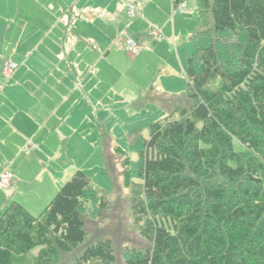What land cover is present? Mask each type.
<instances>
[{"label":"trees","instance_id":"16d2710c","mask_svg":"<svg viewBox=\"0 0 264 264\" xmlns=\"http://www.w3.org/2000/svg\"><path fill=\"white\" fill-rule=\"evenodd\" d=\"M196 1L195 29L184 41L186 91L151 85L143 101L167 114L147 136L130 132L136 158L123 171L134 225L149 247L125 264H264V0ZM98 190L77 169L38 215L7 203L0 264H59L86 241L82 209ZM114 260L112 242L100 238L70 264Z\"/></svg>","mask_w":264,"mask_h":264},{"label":"rangeland","instance_id":"374dc122","mask_svg":"<svg viewBox=\"0 0 264 264\" xmlns=\"http://www.w3.org/2000/svg\"><path fill=\"white\" fill-rule=\"evenodd\" d=\"M124 1L0 0L2 57L9 56L20 40L24 46L44 39V33L60 17L61 7L93 16L74 20L72 30L83 41H92L102 54L93 57L96 52L85 54L81 45L73 48L76 61L88 69L83 83L89 102L77 106L73 95L70 116L62 127L63 136L55 133L37 149L27 151L24 147L12 160L9 159L14 152L0 148V173L9 163L16 164L13 171L18 170L14 182L0 189V214L7 203L18 201L33 215H38L77 169L83 170L99 188L97 196L82 209L86 241L75 251L62 253L59 264H70L83 247L100 238L112 242L113 264H125L133 252L149 247L134 225L130 190L123 171L129 156L136 158L130 139L136 141L138 137L130 132L140 128L147 136V126L167 114L162 106L143 101V94L151 85L157 93L186 91L187 44L184 41L195 29L197 1L182 0L187 8L180 12L172 0H140V11L134 19L127 15ZM15 17L21 18V22ZM154 31L157 34L149 37L148 33ZM136 33H140L139 39L147 36L150 45L132 57L125 49L124 40ZM57 36L53 31L46 43ZM44 48L32 54V66L46 61L40 54ZM14 71L6 78L1 66L6 81ZM31 77L25 75L27 79ZM44 90L50 97L55 94L48 86ZM181 100L182 104L190 105L185 97Z\"/></svg>","mask_w":264,"mask_h":264},{"label":"crops","instance_id":"0c3cea01","mask_svg":"<svg viewBox=\"0 0 264 264\" xmlns=\"http://www.w3.org/2000/svg\"><path fill=\"white\" fill-rule=\"evenodd\" d=\"M186 8L187 5L183 11ZM60 11V17H57L44 33V39L40 38L33 43L27 42L24 46H21L20 40L7 57H2L0 51V148L6 147L14 152L9 160L24 151V147L27 151L37 149L55 133L63 136L62 127L70 116L73 95L74 104L77 106L89 102L83 83L88 69L76 61L73 48L81 45L85 54L90 51L96 52L93 57L102 54L92 41H83L80 35L79 37L74 33L72 25L74 20L81 19L82 16L83 18L93 16L75 13L70 7H61ZM15 20L21 22L19 17H15ZM53 31L57 33V38L51 43H46ZM149 45L150 40L145 47ZM40 48H44L40 54L46 61L40 66H32L30 58ZM47 55L50 57L47 58ZM10 59L16 61V69L12 78L6 81L1 74V66L3 60ZM26 74L32 77L27 79ZM49 77L51 80L48 82ZM46 86L55 93L52 97L44 90ZM5 168H9L14 174L15 180L18 170L13 171L12 168L16 169V164H6L1 172Z\"/></svg>","mask_w":264,"mask_h":264},{"label":"built area","instance_id":"2783aa9c","mask_svg":"<svg viewBox=\"0 0 264 264\" xmlns=\"http://www.w3.org/2000/svg\"><path fill=\"white\" fill-rule=\"evenodd\" d=\"M126 12L129 18L134 19L139 14V2L140 0H125ZM186 7L185 3H179L176 6L177 11H183ZM157 34L156 31L148 33L149 37L155 36ZM149 40L146 37L142 39L135 37H128L124 40V46L127 50L128 54L132 57L138 56L144 47L148 44ZM16 69V65L10 61L6 60L2 64V74L4 77L9 78L13 71ZM14 179V174L8 169L5 168L0 174V189L6 188L8 184L12 182Z\"/></svg>","mask_w":264,"mask_h":264}]
</instances>
